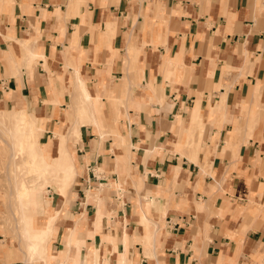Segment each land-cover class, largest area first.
Listing matches in <instances>:
<instances>
[{
    "label": "crops",
    "instance_id": "crops-1",
    "mask_svg": "<svg viewBox=\"0 0 264 264\" xmlns=\"http://www.w3.org/2000/svg\"><path fill=\"white\" fill-rule=\"evenodd\" d=\"M4 1L0 109L53 133L75 71L95 102L69 193L37 207L61 209L49 264H264V0Z\"/></svg>",
    "mask_w": 264,
    "mask_h": 264
},
{
    "label": "bare ground",
    "instance_id": "bare-ground-1",
    "mask_svg": "<svg viewBox=\"0 0 264 264\" xmlns=\"http://www.w3.org/2000/svg\"><path fill=\"white\" fill-rule=\"evenodd\" d=\"M19 42L24 45L23 60L25 65H29L33 57H42V54L33 47L31 41L19 40ZM71 83L76 91L77 101L70 103L69 111L65 112L68 122L71 124L67 132H56L57 142L55 145L57 146V153L53 156V147L40 143V127L33 113L17 108L0 110V120L7 118L12 124L13 133L11 135L19 147V153L23 152L24 147H26L28 159L27 161H22V164L29 163L30 170L34 171L37 177L44 176V180L41 182L33 178L35 182L33 179L29 181L21 180L17 181L16 184V197L21 207L20 222L22 225L21 232L18 231V244L15 245V248L22 250V253L18 250L17 252L20 255V259L23 260V264H30L34 259L42 260L46 264L50 263L52 255L48 252L47 244L55 230V221L59 217L61 209H55L54 214L46 219L44 225L38 224L36 215L38 204L42 202L40 198L41 184L46 183L48 187L50 186L49 184H53L57 194L65 197L69 193L77 174V163L73 152L70 150L69 139L73 135L78 139L80 138V125L82 122H91L98 128L94 97L89 92L84 79L78 71L74 72ZM199 109V101H197L196 107L191 114V123L198 120ZM99 132L103 136L100 130ZM10 149V159L14 160L16 158L15 149L12 146ZM118 160L123 165L125 164L124 156H119ZM88 193L90 196L91 193ZM141 219L143 222L144 217H141ZM149 242V237H147L146 244ZM22 243L24 247H21Z\"/></svg>",
    "mask_w": 264,
    "mask_h": 264
},
{
    "label": "rangeland",
    "instance_id": "rangeland-1",
    "mask_svg": "<svg viewBox=\"0 0 264 264\" xmlns=\"http://www.w3.org/2000/svg\"><path fill=\"white\" fill-rule=\"evenodd\" d=\"M14 2L15 1H11V2L4 1V3H3L4 5L1 6L0 8L5 10V11H9L12 8ZM72 74L73 73H71L69 80H70ZM62 89H63V92H65V94H67L69 96V98L72 95L73 100L75 102L77 101L76 94H75L76 91L74 89L73 84H71V86H70V83H69V85L66 88L62 87ZM114 104L116 105V102H114ZM12 105H13L12 103L9 104V102H7L5 104L4 109L11 108ZM54 105H55L54 108H56L57 104H54ZM0 110H2V109H0ZM63 111H65V109ZM101 114H102V119H103L104 124H106V122L109 124L108 119H104L103 112H101ZM112 120L118 121L117 118L112 119ZM64 122H65V120L61 121L60 124L56 125L54 127V129L52 130L53 133L52 132L46 133L44 119H42V117H38L37 124L40 127V131H39L40 143L41 142L43 144L47 143L49 147H53V145H55L57 142V138L55 137L56 132H62V131L66 132L71 125L70 122H67L65 124V126L63 127ZM84 124L85 125H89V124L93 125L91 122L90 123L89 122H82L81 123V125H84ZM196 125H198V124H196ZM62 127H63V129H62ZM106 128H108V125L105 127V129ZM195 129H201V126L198 125V127L196 126ZM12 133H13L12 124L10 123L9 119L4 118V119H2V121L0 120V198L2 199V200H0V202H1L0 203V264H9V262H10V264H21V263L23 264L22 259L19 260L21 262L20 263V262H17L18 260L14 259V258H12L10 260L3 258V252H2L4 246H9V248H14L16 251L18 250L20 253H22V250L20 248L19 249L15 248V245L18 244V231L21 232V225H22V223L20 222L21 207H20L19 201L16 197L17 196L16 195L17 181H21V180L29 181V180H32L33 178H35L36 181H40V182L44 180V176L43 177H37L36 173L34 171L30 170V167H29L30 164L29 163L22 164V161H27V159H28V154L26 153V147H24L23 152L19 153L20 152V150H18L19 147L15 143L13 136L11 135ZM71 135H73V134H71ZM194 136L190 137L189 143L186 142V144L190 147L192 146V144L194 142ZM77 139L78 138L75 137L74 135L72 136V138L70 137V139H69V147H70V150L72 152H74V154H75V150L73 149V143H76L78 141ZM201 141H202V139H201V137H199L198 145ZM11 146H12V148L15 149V153H16V158H14V160H11L10 158H8V156L10 157V151H11L10 147ZM13 164H14V166H13ZM34 182H35V180H34ZM49 185H50V187H48L46 183L41 184L40 198H41L42 202L45 204L49 203V202L44 201L45 199H48V197H47L48 194H50V196H51V195H54L53 194L54 192H56L53 184H49ZM48 201H50V199H48ZM41 205H42V203L38 204V206H41ZM38 219L39 218H37L38 224L44 223V221H38ZM13 243L15 244L14 246H12ZM21 247H24L23 243L21 244ZM52 259H53V256L51 257V260ZM30 264H46V263H44L42 260L34 259L32 262H30Z\"/></svg>",
    "mask_w": 264,
    "mask_h": 264
}]
</instances>
